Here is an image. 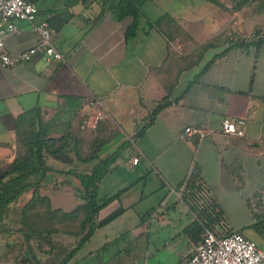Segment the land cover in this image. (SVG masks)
<instances>
[{
    "label": "crops",
    "instance_id": "0c3cea01",
    "mask_svg": "<svg viewBox=\"0 0 264 264\" xmlns=\"http://www.w3.org/2000/svg\"><path fill=\"white\" fill-rule=\"evenodd\" d=\"M31 1L38 8L36 16L32 21L16 20L17 29L4 39L6 48L16 54L36 45L39 36L33 23L46 19L52 29L51 42L62 58L48 62L38 53L29 60L0 66V176L13 154L17 117L26 110L39 109L42 130L50 136L63 133L87 111V125L95 111L107 114L114 124L111 113L129 127L139 125L133 132L134 147L128 146L126 165H119L117 158L113 163L114 168L130 170L134 180L107 192L101 187L107 173L101 179L99 194L113 197L100 208L97 221L102 224L96 231L106 225L110 231L101 245L78 256L80 264L184 261L201 237L202 232L194 227L201 223L197 210L208 211L204 204L192 205L182 197L194 165L200 168L223 221L228 209L241 204L252 214L251 206L258 205L253 196L264 188V42L259 47H231L218 55L225 48V31L238 34L241 29L236 23L232 31L226 30L229 14L209 0L203 7L204 25L193 30L188 28L191 21L187 17L193 8L169 11L166 0H147L143 9H155L156 14L151 17L144 11L146 15L131 36L126 30L132 17L118 18L107 11L97 18V2ZM163 13L178 21L180 30L197 45L190 47L176 38L168 45L151 23ZM252 27L247 29L249 33L255 25ZM212 36L218 43L203 48V42ZM199 50L201 54L194 56L198 59L192 61L193 52ZM92 98L103 106L100 110L90 103ZM164 99L169 103L136 134L153 107ZM223 117H245L244 135L224 133ZM63 123L68 125L66 129ZM187 125L203 126L208 132L202 138L188 136L184 133ZM132 148L139 155L136 163L129 160ZM142 204L146 206L140 211ZM128 211L135 215L129 222ZM248 228L251 233H242L263 248L264 238ZM7 243L0 234V264H18L27 252L18 258L15 250L4 257Z\"/></svg>",
    "mask_w": 264,
    "mask_h": 264
},
{
    "label": "trees",
    "instance_id": "16d2710c",
    "mask_svg": "<svg viewBox=\"0 0 264 264\" xmlns=\"http://www.w3.org/2000/svg\"><path fill=\"white\" fill-rule=\"evenodd\" d=\"M146 1L84 0L86 3L99 4L97 18L107 11H112L118 18L132 17L126 30L127 36L134 34L138 21L146 15L143 9ZM209 1L225 6L220 0ZM232 1L233 10L247 8L249 14L261 17V23L247 35L238 33L226 36L223 39L225 48L218 55L231 47H259L264 42V0ZM173 21L169 15L151 21L166 37L168 45L177 35H181L180 32L183 33L179 26L173 28ZM216 43L218 39L212 36L203 42L202 47H211ZM194 45L197 43H191L190 47ZM201 52H193V59ZM197 59L196 57L192 61ZM168 103L164 99L156 104L149 113L147 122L136 134H141L158 111ZM96 106L98 110L103 107L98 104ZM88 115V111L84 112L81 120L70 124L58 136L44 134L39 109H29L18 115L14 129L13 154L0 176V234L8 241V250L4 257L17 250L18 258L27 252L19 260L21 264H80V258L75 255L76 251L102 224L97 221L99 210L113 197L101 196L99 183L115 167L113 163L117 158V151L131 144L126 140L116 150L101 156L103 144L119 133L118 127L102 111L95 126L90 127L87 125ZM131 151L136 152L134 148ZM60 158L62 163H56ZM63 181L68 182L75 190L71 206L62 205L58 200L55 204L49 193L41 191V187L49 185L54 190L58 182ZM184 185L182 197L187 203H202L208 208V211L205 208L202 212L197 210L201 223H195V231L200 234L207 227L218 235L230 233L232 229L220 227L224 217L215 199L208 193L209 189L197 165L190 170ZM263 190L264 188L258 190L253 196L260 204L264 203ZM29 191L30 194L27 195ZM251 207L255 220L249 226L264 238V209L255 210L254 205ZM58 232L72 236V241L66 243L65 240H57L53 236ZM40 253L44 256H40Z\"/></svg>",
    "mask_w": 264,
    "mask_h": 264
},
{
    "label": "built area",
    "instance_id": "2783aa9c",
    "mask_svg": "<svg viewBox=\"0 0 264 264\" xmlns=\"http://www.w3.org/2000/svg\"><path fill=\"white\" fill-rule=\"evenodd\" d=\"M37 12L38 8L31 0H0V66H10L29 60L38 53L48 62L53 58H62L60 51L51 42L52 29L46 19L33 23L32 28L39 36L36 45L16 54H11L6 48L4 39L7 34L17 29L16 20L32 21ZM96 102H98L96 98L90 100L93 105L97 104ZM96 118H93L92 123L89 119V124L94 125ZM245 124V117L221 119V129L226 134L244 135ZM207 132L208 129L203 126L184 127V133L188 136L197 135L202 138ZM138 159V153L129 157L131 163H136ZM179 264H264V248L237 230L218 235L204 227L193 252Z\"/></svg>",
    "mask_w": 264,
    "mask_h": 264
},
{
    "label": "rangeland",
    "instance_id": "374dc122",
    "mask_svg": "<svg viewBox=\"0 0 264 264\" xmlns=\"http://www.w3.org/2000/svg\"><path fill=\"white\" fill-rule=\"evenodd\" d=\"M166 1H167L166 5H164V6H166V8H168L169 11H172L173 9L176 10L177 7L186 8L187 10H190V7H191V9L193 8L192 11L188 12V14H187L188 19L191 21L190 23H188V28H192V30H193L196 28L197 29L201 28L204 25L203 22H205L206 20H204V17L202 16V14L204 12L203 7L205 6V0H166ZM222 1L225 3V6H224L225 11L229 14L227 17H228V19L230 18V22L224 24V27L226 30L232 31L233 25L237 23V25L239 26V29H241V30H239L240 33L245 34L247 32L249 34V32H248L249 30L247 31V29H250L249 27H252L253 25L256 26V25L261 23V17L258 15H255V14H249V12L247 11V8H242L240 10H235V9L233 10V8H232L233 1L232 0H222ZM144 11L148 12L151 17L153 15L155 16V14H156L155 9L149 10V8L147 6L144 7ZM161 16L167 17L168 14H165V13L160 14L158 16V18H160ZM153 20H155V19H153ZM232 20H234V21H232ZM172 25H174L173 28L175 29V27L180 26L181 24L178 21H173ZM234 27H235V25H234ZM251 31H253V30H251ZM180 33H181L180 36L179 35L176 36L178 43H187V44L191 45V43L197 42L194 39H192V37H190L189 34L186 33L185 35H183L184 31H183V33L182 32H180ZM230 34L233 35L236 33H228L225 31V33L223 34V37L225 38L226 36H228ZM111 114L116 121L115 124L118 127L119 134L115 135L111 140H109L105 144H103L101 152H100L101 156H105L107 153H110V152L116 150L117 148H119L118 146L121 145L126 140L130 141L131 147H134V142L132 140H135V135L133 132L138 128L139 125L129 127L127 124L123 123L117 115H115L114 113H111ZM99 115H100L99 112L98 113L96 111L93 112L92 117L90 119V122L92 123L94 117H97V118L94 122V125H91V123L90 124L88 123V125L90 127L95 126ZM144 121H145V119H142L141 123H143ZM67 127H68V125L66 126V123L62 124V128L66 129ZM129 151H130V147H124L122 150L117 151L118 154L115 156L117 157V162H120L119 165H121V164L126 165V157H127V155H129ZM62 161L63 160L60 158V160L55 161V162L59 164V162L62 163ZM117 167L113 168L111 171H108L107 175L104 177V181H103L101 187L103 189H105L107 192L111 191V190L114 191L116 189V185L119 183L126 184V182H129V180H131V179L134 180V175L131 174L132 172L130 170H128L127 168L125 169L123 167H119V168H117ZM239 182L241 183L242 180L239 179ZM256 182H258V181H256ZM58 183L59 184L56 186V188L54 190L51 189L52 187L49 185L45 188L41 187V191H43L45 193H49L53 197L55 204L58 203L57 202V200H58L59 202H62L61 203L62 205H64V204L70 205V206L73 205L72 203L74 202V200L72 198V194L75 191L73 186L70 185L68 182H64V181L58 182ZM29 194H30V191L27 193V195H29ZM263 194H264V190H263ZM144 203L148 204L149 202L147 201ZM255 203L258 204L255 207L256 210L264 209V206H262L264 203L260 204L258 202V200H256ZM145 204H142L138 207V208H140V211L146 206ZM133 213L134 212L128 211L125 214V215H130L127 222H129L130 220L132 221L135 218V215ZM226 214H227V216L226 215L225 216H226L227 220L222 221V223L220 225L221 228H225V229L235 228V230L239 231V228L241 227L242 228L240 230L241 232H243V230H244L245 233H247V232L251 233V230H250L251 228H248V227H250L248 224L254 219H253L251 211L249 210L247 205L241 204V206L239 208L236 207L234 209H228ZM109 231H110V229L108 228V225L99 228L97 231L94 232V234L92 235L90 240L85 241L78 248L75 255L79 256L80 254L88 252V250L101 245L104 237L107 235V233ZM263 233H264V231H263ZM53 237L56 238L57 240H65L66 243L72 241V239H73L72 236L66 235V234L61 233V232L54 234ZM261 246L264 248V241L261 242ZM69 248L70 247L68 246L67 250H69ZM97 259L98 258L96 256L95 261ZM4 264H9V262H5Z\"/></svg>",
    "mask_w": 264,
    "mask_h": 264
}]
</instances>
